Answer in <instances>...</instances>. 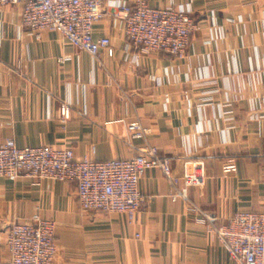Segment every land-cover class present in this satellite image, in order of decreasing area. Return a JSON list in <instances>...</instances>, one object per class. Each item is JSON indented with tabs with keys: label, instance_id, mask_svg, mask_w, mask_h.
Wrapping results in <instances>:
<instances>
[{
	"label": "crops",
	"instance_id": "0c3cea01",
	"mask_svg": "<svg viewBox=\"0 0 264 264\" xmlns=\"http://www.w3.org/2000/svg\"><path fill=\"white\" fill-rule=\"evenodd\" d=\"M148 1L191 11L198 28L183 58L127 59L122 21L108 4L94 35L110 38L113 57H93L57 32L37 39L21 26V5L0 8V145L72 148L95 161L156 147L177 177L186 162H203L205 184L174 200L163 172L149 170L129 222L81 210L74 182L0 177V264L10 259L11 226L35 214L56 223L55 264H237L210 227L264 213V0ZM134 121L147 130L141 139L128 132Z\"/></svg>",
	"mask_w": 264,
	"mask_h": 264
},
{
	"label": "built area",
	"instance_id": "2783aa9c",
	"mask_svg": "<svg viewBox=\"0 0 264 264\" xmlns=\"http://www.w3.org/2000/svg\"><path fill=\"white\" fill-rule=\"evenodd\" d=\"M106 4L117 9L126 43L123 51L133 63L152 52L183 58L198 24L183 6L155 7L148 0H0V8L22 6L21 26L37 39L43 32H57L78 50L97 57L106 51L115 55L109 37L96 38L94 27L107 15ZM70 107L63 106V121L70 118ZM128 132L141 139L147 130L139 121L129 124ZM94 151V150H93ZM159 169L176 189L173 199L187 198L190 186L205 184L203 162L188 161L180 177L174 176L171 161L149 147L131 159L78 160L72 148L52 146L20 147L13 139L0 145V177L17 181L21 176L77 184L78 203L83 211L118 213L134 222L145 196L140 182L145 173ZM203 222H214L209 215ZM230 257L237 264H264V213H236L228 224L211 226ZM56 223L40 214L28 222L15 223L6 244L10 259L6 264H55L59 252Z\"/></svg>",
	"mask_w": 264,
	"mask_h": 264
},
{
	"label": "rangeland",
	"instance_id": "374dc122",
	"mask_svg": "<svg viewBox=\"0 0 264 264\" xmlns=\"http://www.w3.org/2000/svg\"><path fill=\"white\" fill-rule=\"evenodd\" d=\"M46 219V218H45ZM50 220V219H49ZM57 241V240H56Z\"/></svg>",
	"mask_w": 264,
	"mask_h": 264
}]
</instances>
